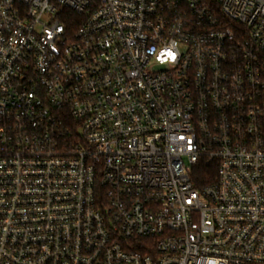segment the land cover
Instances as JSON below:
<instances>
[{
	"label": "built area",
	"instance_id": "2783aa9c",
	"mask_svg": "<svg viewBox=\"0 0 264 264\" xmlns=\"http://www.w3.org/2000/svg\"><path fill=\"white\" fill-rule=\"evenodd\" d=\"M0 264H264V0H0Z\"/></svg>",
	"mask_w": 264,
	"mask_h": 264
},
{
	"label": "trees",
	"instance_id": "16d2710c",
	"mask_svg": "<svg viewBox=\"0 0 264 264\" xmlns=\"http://www.w3.org/2000/svg\"><path fill=\"white\" fill-rule=\"evenodd\" d=\"M216 177V168L213 164H201L194 172V181L198 186L206 185L212 182Z\"/></svg>",
	"mask_w": 264,
	"mask_h": 264
}]
</instances>
